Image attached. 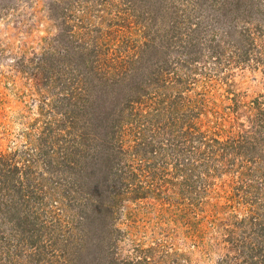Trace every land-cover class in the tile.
<instances>
[{"label": "trees", "instance_id": "1", "mask_svg": "<svg viewBox=\"0 0 264 264\" xmlns=\"http://www.w3.org/2000/svg\"><path fill=\"white\" fill-rule=\"evenodd\" d=\"M128 6L142 34L117 37L82 23L89 37L98 33L91 44L70 33L63 7H48L58 24L57 50L38 63L47 82H58L53 111L61 117L37 147L0 154V264H150L144 251L136 262L119 255L122 202L153 194L171 160L203 171L193 174L194 188L221 176L228 154L255 161L257 139H264L260 101L252 104L262 118L242 113L246 131L223 142L218 131L203 129L198 101L184 95L197 74L264 64L258 45L264 0H129ZM118 28L125 32L129 24ZM166 113L168 124L161 120ZM233 190L225 208L257 203L244 185ZM258 227L256 244L238 248L249 264L264 261V222Z\"/></svg>", "mask_w": 264, "mask_h": 264}, {"label": "rangeland", "instance_id": "2", "mask_svg": "<svg viewBox=\"0 0 264 264\" xmlns=\"http://www.w3.org/2000/svg\"><path fill=\"white\" fill-rule=\"evenodd\" d=\"M51 2L63 7L61 20L71 27L74 38L80 40L84 35L88 44L91 35L98 33L91 32L89 37L82 23L92 31L102 27L104 33L119 32L117 37H125L130 31L128 35L134 39L143 32L128 9L129 0H0L2 155L29 145L37 147L41 134L55 129V118L61 117L53 111L59 105L58 82H47L38 63L45 54L57 50L58 24L48 11ZM125 21L129 30L124 32L118 27ZM259 39L258 45L264 46V36ZM217 72H210L208 78L197 74L184 97L185 101H194L193 105L198 101L203 129L218 131L225 142L246 131L241 126L242 113L255 120L262 118L255 115L258 106L252 102L260 101L264 110V64L233 67L219 75ZM169 117L167 113L161 116L164 124L171 122ZM262 133L264 137V130ZM258 142L255 161L228 154L223 158L227 167L223 166L221 176L214 174L201 188L193 187V174L203 175L202 170L194 172L174 160L167 162L163 167L165 178L153 184V194L144 199H126L119 205L116 228L124 235L119 242L120 257L136 262L144 251L152 255L150 264H249L238 248L244 242L255 245L253 237L258 234L259 223L264 222V139ZM238 185L248 188L251 198L257 201L253 207L228 208L232 204L228 199L236 194L233 188ZM252 208L251 213L248 210Z\"/></svg>", "mask_w": 264, "mask_h": 264}]
</instances>
